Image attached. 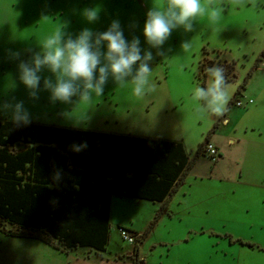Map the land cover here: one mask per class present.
<instances>
[{
  "label": "rangeland",
  "instance_id": "1",
  "mask_svg": "<svg viewBox=\"0 0 264 264\" xmlns=\"http://www.w3.org/2000/svg\"><path fill=\"white\" fill-rule=\"evenodd\" d=\"M201 2L223 9L215 24L200 17L192 31L177 27L163 45L151 48L142 35L145 14L166 0H0V104L23 101L30 121L40 124H94L184 136L187 151L195 156L200 148L203 157L186 179L180 203L171 206L140 245V256L147 264H264V59L249 80L246 95L255 100L249 109L242 96L247 71L264 49V0ZM93 7L98 18L88 22L82 11ZM112 20L120 21L126 40L137 37L141 49L151 52L150 92L135 96L130 84L116 86L109 79L103 93L88 102H79L78 96L68 103L52 101L43 88L36 99L29 96L17 65L30 62L31 55L40 52V42L58 29L73 38L85 28L103 32ZM213 65L229 72L225 79L232 78L226 82L228 102L220 114L202 109L191 96L194 87L207 85L205 70ZM40 75L42 80L54 79L47 69ZM0 119L12 120L10 108ZM218 120L219 125L225 121L215 138L222 156L213 161L203 144ZM140 209L148 213V207ZM144 218L138 216L125 228L141 227ZM9 229L8 224L0 225V264H66L58 241L13 236ZM226 234L254 245L232 244ZM110 237V249L118 253L133 251L139 240H124L115 223ZM114 252L108 256L117 257Z\"/></svg>",
  "mask_w": 264,
  "mask_h": 264
},
{
  "label": "trees",
  "instance_id": "2",
  "mask_svg": "<svg viewBox=\"0 0 264 264\" xmlns=\"http://www.w3.org/2000/svg\"><path fill=\"white\" fill-rule=\"evenodd\" d=\"M263 58L264 49L242 86ZM218 127L219 120L206 140ZM81 142L87 143V149L70 151L72 144ZM200 154L199 148L189 158L179 141L36 122L18 125L0 119V225L11 226L9 235L40 238L49 244L58 241L64 248L86 246L104 251L112 194L161 201V208L141 234L123 228L142 242ZM56 170L61 173L58 181L53 180ZM228 238L232 243L254 245L231 235ZM139 240L134 245V264Z\"/></svg>",
  "mask_w": 264,
  "mask_h": 264
},
{
  "label": "clouds",
  "instance_id": "3",
  "mask_svg": "<svg viewBox=\"0 0 264 264\" xmlns=\"http://www.w3.org/2000/svg\"><path fill=\"white\" fill-rule=\"evenodd\" d=\"M222 12V8L202 4L201 0H166V3L146 12L142 35L147 45L159 48L177 27L186 32L192 31L193 22L200 17H206L210 24H215ZM82 15L88 22H93L98 18V9L86 8ZM39 44L41 50L31 55L30 62L21 61L17 65L18 78L33 99L43 88L49 92L52 101L68 103L72 97L78 96L79 102H88L93 96L103 93L109 79L116 86L130 84L135 96H143L152 90L149 84L152 54L141 49L139 38L125 39L119 20H112L103 32L82 29L74 38L70 35L66 37L58 29ZM187 45L188 42H185L182 47ZM42 69L52 73L54 79L42 80ZM205 71L209 82L205 86L194 87L191 96L202 109L220 114L229 96L225 70L222 66L213 65ZM8 108L14 123L27 125L31 122L23 101L0 104V114ZM85 149L86 142L70 146V151L74 153ZM60 175V171L56 170L53 180L58 181Z\"/></svg>",
  "mask_w": 264,
  "mask_h": 264
},
{
  "label": "crops",
  "instance_id": "4",
  "mask_svg": "<svg viewBox=\"0 0 264 264\" xmlns=\"http://www.w3.org/2000/svg\"><path fill=\"white\" fill-rule=\"evenodd\" d=\"M261 65H262V62L260 64V66ZM253 74H254V72H253ZM250 78H249V80H250ZM248 84H249V81L247 83L246 89L244 90V95H242V96H243V102L245 104L244 108L248 107V109H249V106L252 103H254L255 100L252 97H247V95H246L247 90H248ZM225 118H226V115H225ZM224 123H225V121L223 120V123H221L219 125V127ZM51 125H55V124H51ZM91 125H93V126L79 127V128L73 127V128L101 131V132L113 133V134L132 135V136H138V137L160 138V139H165V140L179 141V142H182L183 147H184L188 157L189 158L193 157L194 151L192 150L190 153L187 151L184 136H174L173 134H163L162 135V133H160V134L159 133L149 134V133H138V132L132 133L125 128H116V127L112 128L110 126L99 128V127L94 126V124H91ZM62 127H67V126H62ZM219 127L213 132L210 139H208L206 141H211L212 143H214L216 145V147L218 148V151H219L218 157L221 158L222 152L220 150V145L217 144V142L215 141L216 132L219 129ZM70 128H72V126H70ZM231 142H234V141L231 140ZM202 157H203V155L200 154V156L196 159L192 168L188 171V173L183 178L181 183L177 186L174 193H172L169 196L168 204H167L164 212L162 213V215L160 216V218L158 219V221L156 222V224L154 225V227L150 231V235L157 229L159 221L163 219L165 214H168L170 212L171 206L175 202L180 203V201H177L179 199V194L182 193L183 196L186 194L184 191V188H183L184 183H185L186 179L188 178L189 174L191 173V171H193L197 162ZM218 157H216L215 159H212L211 157H209V158H211V160L214 161ZM216 161H218V160H216ZM140 205L143 207H145V206L148 207V213L147 214H145L144 211L140 209ZM161 206H162L161 201H152V200L145 199V198H137V197H130V196H126V195L112 194L111 200H110L109 240H108V243L106 245V250L99 251V250H96L94 248H90V247H86V246L64 248L63 245H61V244H60L61 247L58 250H60V252L65 256L66 264H122V263L123 264H134V258H135L134 249L131 252L125 251L126 253H123L124 251H120L118 253V252H114L113 250L110 249V241H111L110 233L112 230V223H115V225H117V227L120 229L125 228V227L126 228L131 227V226H129L128 223H130L131 225H134V221L137 220V217L143 215L145 218L143 220L144 222L141 225V227L135 228V230L131 229V231H135V232L141 234L146 229L148 222L150 223V220H152L154 218L156 212L161 208ZM147 237H148V235H147ZM226 237H228V234H226ZM145 239L143 241H145ZM142 242H139L138 264H147L144 261L145 259H143L140 256V245L142 244ZM234 243H232V244H234ZM243 245H247L248 247H252L248 244H243ZM133 248H134V246H133ZM166 251H167L166 257H169L168 255H169L171 249L169 248ZM112 252H114V255L117 257H115V258L109 257V256H112ZM125 256H127L126 257L127 259L123 260Z\"/></svg>",
  "mask_w": 264,
  "mask_h": 264
},
{
  "label": "built area",
  "instance_id": "5",
  "mask_svg": "<svg viewBox=\"0 0 264 264\" xmlns=\"http://www.w3.org/2000/svg\"><path fill=\"white\" fill-rule=\"evenodd\" d=\"M241 104H242L241 101L237 102V105H241ZM203 151L205 154H207L212 159H215L219 155L218 148L211 141H206L204 143ZM120 230H121V235H122L124 240H128L130 243L136 242V237L132 232H130L126 229H123V228H121Z\"/></svg>",
  "mask_w": 264,
  "mask_h": 264
}]
</instances>
